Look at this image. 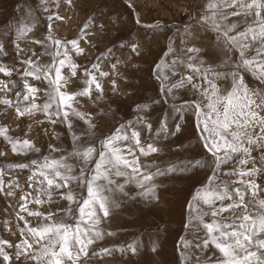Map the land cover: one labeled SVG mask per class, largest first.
Wrapping results in <instances>:
<instances>
[{
    "label": "snow or ice",
    "instance_id": "obj_1",
    "mask_svg": "<svg viewBox=\"0 0 264 264\" xmlns=\"http://www.w3.org/2000/svg\"><path fill=\"white\" fill-rule=\"evenodd\" d=\"M205 7L201 20L216 33V46L224 51L225 59L219 64L209 63L199 55L200 48L177 50L169 46L166 54L175 55L170 62L158 63L155 74L161 80V92L165 96L175 101L176 93L185 89L195 97L183 100L173 110L180 119L184 112L193 113L207 160L169 164L164 169L157 166L153 171L141 157L159 153L160 136H175L181 125L176 123L173 131L161 120L159 128L153 129L143 115H138L135 122L121 124L103 139L98 137L99 147L96 141L86 143L84 138L95 134V125L91 114L81 113L74 103L77 97H90L93 91L102 93L96 73L100 76L108 73L100 72L99 64H92L91 69H84L85 87L75 92L65 90L71 81L63 70L67 68L74 77L78 69L70 53L83 52L76 39L61 41L46 37L52 40V50L44 53L51 58L50 62H37L39 58L22 62L23 71L19 75L23 89L15 92V100L0 98V103L15 106L17 116L43 113L50 123L63 122L69 128L73 125L68 118L74 116L86 127L80 133L73 132L76 147L71 152H60L59 146L50 144L49 154L41 159L8 166L29 171V191L22 189L19 212L36 218L33 224L19 215L24 226L20 229L21 242L15 245L17 257L25 255L35 264H78L81 256L88 254L89 246L102 238L99 225L111 214L115 203L113 193L119 191L130 196L125 188L134 184L141 197L155 199L153 181L157 176L206 168L210 171L206 183L196 189L187 205L189 219L185 227L194 235V240L181 237L177 244L183 252L184 264H193V261L194 264H264V184L257 179L264 180V0H208ZM230 17L240 19L229 22ZM241 24L246 27L238 30ZM87 27L85 24L81 31ZM28 30L27 26L17 29L20 36ZM132 50L136 52L135 45ZM5 51L0 45V53ZM16 71L14 67L0 64V73L5 77L11 78ZM243 73H250L258 86L251 87ZM28 78L47 87L42 89ZM13 86L11 80L0 81V91L9 92ZM113 86L115 91L114 81ZM41 95L43 102L37 103ZM147 108V105H138L136 110L146 112ZM137 124L154 133L153 142H143ZM7 132V128L0 127V137L10 144L14 154L41 151L28 139H14ZM53 152H60L59 157L52 156ZM3 175L0 170V192L5 186L20 187L15 182L5 185ZM117 177L123 178V183H117ZM56 198L67 201L68 207L57 211L29 208L32 203L38 206L54 203ZM193 244L201 251L214 249L215 253L211 257L205 254L203 260L193 258L188 251ZM5 246L13 245L0 240V257L3 264H8L11 257ZM127 249L135 253L136 246L129 244ZM111 251L104 248L95 254L110 255Z\"/></svg>",
    "mask_w": 264,
    "mask_h": 264
},
{
    "label": "rangeland",
    "instance_id": "obj_2",
    "mask_svg": "<svg viewBox=\"0 0 264 264\" xmlns=\"http://www.w3.org/2000/svg\"><path fill=\"white\" fill-rule=\"evenodd\" d=\"M207 3L208 0H0V45L6 50L0 53V64L17 69L11 78L0 73V81L14 82L11 91H0V98L15 100V92L23 89L19 73L23 71L24 60L37 61L39 58L37 62H50L51 58L44 53L52 50V40L46 37L61 41L76 39L83 52L70 53L78 69L74 77L67 68L63 70L71 81L65 90L75 92L85 87L84 69H91L92 64H99V71L108 73L107 76L96 73L102 93L93 91L90 97H77L74 103L81 113L91 114V122L95 125V134L84 138L86 143L96 141L99 147L98 137L103 139L121 124L135 122L138 115H143L153 129L159 128L161 120L166 121L173 131L176 123L181 125L175 136H160L157 141L159 153L141 157V161L151 165L153 171L157 166L164 169L169 164L207 160L208 154L199 140L193 113L184 112L183 119H180L173 110L183 100L195 97L185 89L176 93L175 101L165 96L161 92V80L155 74L158 63L170 62L175 55L166 54L169 46L177 50L200 48L199 55L209 63L219 64L225 59L224 51L216 46V33L201 20ZM238 19L230 17L229 22ZM85 24H88L87 29L81 31ZM25 26L29 30L20 36L17 29ZM244 27L246 25L241 24L238 30ZM133 45L136 52L132 50ZM68 47L70 49L71 45ZM228 55L232 56V53ZM243 74L251 87L258 86L250 73ZM28 79L42 89L47 87L45 83ZM97 96L100 98L97 99ZM42 102L43 95L37 103ZM138 105H147L146 112L138 113ZM68 119L72 128L59 121L50 123L43 113L17 116L15 106L0 103V127L7 128L8 136L28 139L41 150L14 154L10 144L0 137V153H3L0 156V170H3L5 185L10 182L20 185L19 188L5 186L0 192V240L13 245L11 248L5 246V251L11 257L8 264H35L25 255L17 257L15 245L21 242L20 229L24 226L19 215L36 223L35 217L19 212L22 189L29 191V171L8 166L41 159L49 154L50 144L59 146L60 152H71L76 147L72 140L73 132H82L86 125L74 116ZM136 127L142 131L145 144L153 142L154 133H149L140 124ZM178 145L181 146L179 149ZM60 152L51 155L59 157ZM209 175L208 169L196 168L157 176L153 181L156 186L155 199L141 197L134 184L125 188L126 192L131 193L130 196H124L119 191L113 193L115 203L111 214L102 219L99 225L102 238L89 246L88 254L81 256L78 264H184L183 252L178 250L177 244L181 237L194 240V235L185 227L189 219L187 205ZM257 179L264 184V180ZM115 180L123 183L121 177ZM9 191L14 194L7 195ZM60 207L67 208L68 202L56 198L54 203L43 206L29 204L33 211H57ZM129 244L136 246L135 253L127 249ZM104 248L111 249V254H95ZM188 251L193 258L200 257L201 260L205 254L211 257L215 253L214 249L201 251L194 244ZM0 264H3L2 257Z\"/></svg>",
    "mask_w": 264,
    "mask_h": 264
}]
</instances>
